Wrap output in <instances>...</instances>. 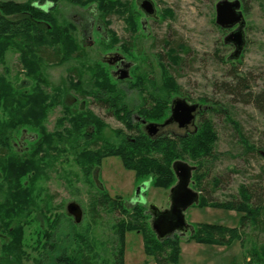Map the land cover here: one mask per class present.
I'll return each mask as SVG.
<instances>
[{
	"label": "rangeland",
	"instance_id": "rangeland-1",
	"mask_svg": "<svg viewBox=\"0 0 264 264\" xmlns=\"http://www.w3.org/2000/svg\"><path fill=\"white\" fill-rule=\"evenodd\" d=\"M141 1L143 0H121L122 17L113 14L104 20L95 11L94 6L74 7L60 3L56 11L57 17L74 24L78 43L83 41L81 30H85L86 23L91 19L94 20L95 26L101 27L107 40L99 41V37L93 34L92 45L84 47L80 58L78 56L64 64L46 65L44 71L48 82L62 91L63 101L67 106L87 107L100 118L108 128L105 131L107 137L119 130L133 139L134 133L127 130L120 121L107 111H101L94 104H90V99L82 101L68 87L88 76L90 67L95 65L109 74L121 92L124 102L131 106L145 98L148 99L149 93L157 90L160 84L164 86L165 79L170 78L175 82L178 93L171 91L168 94V113L162 121L169 114L171 102L183 100L200 113L194 125L188 129V137L198 132L200 123L209 121L216 138L210 157L191 160L183 156L178 160L195 168L189 188L198 193L200 198L216 204L239 203L241 187L258 190L259 196L264 200V176L262 180L259 179L264 172V0H227L240 2L244 22L245 44L237 58L231 59L232 61L227 59L234 54V47L225 45L223 41L237 27L221 30L215 24V6L224 0H147L155 8V14L150 18L140 12L138 6ZM164 10H170L171 17H167ZM131 18L135 22V30L127 24ZM139 21L146 24L145 32L141 31ZM109 34L115 36V42L110 41ZM163 41L185 48L183 52H178V58L181 59L178 66L169 63L166 56L167 47L163 45ZM115 51L135 64L130 79L125 83L117 82L110 75V68L102 62L106 53ZM5 67L8 79L19 89L20 80L25 78L16 77L20 73L16 53L7 54ZM0 74H4L2 66ZM234 74L237 78L246 80L244 85L247 89L241 96L248 92L263 95L258 103L259 107H255L252 102L240 103L238 98L228 95L226 87L234 85ZM143 79L147 83L146 88L151 85L154 87L147 90L137 86ZM49 90L51 89L47 91ZM148 103L149 100L145 107ZM61 116V106L50 110L44 124L48 133L55 131V122ZM133 116L135 118L137 115ZM187 132L178 130L174 125H168L164 128L163 135L182 136ZM37 137L31 129L19 132L14 139V150L23 155L30 150H36L33 145ZM51 157L52 160L41 165V176L33 186L36 211H32L28 218L14 221L10 225L14 228L19 224L18 227L21 228L16 232L22 237L23 255L20 264H35L40 259L46 263L48 251H45V248L47 250L48 247L43 249L40 246L44 245L47 234L55 228L56 223L57 235L64 238L62 245L69 244L82 251L83 259L92 257V264H112L116 246L112 226L121 217L117 212L95 206L94 200L98 196L106 195L131 208L136 204L135 190L145 183L144 180L136 179L133 172L125 170L118 157L104 159L98 170H94L88 179H85L79 167L74 164V153L67 147H58L57 152L51 153ZM175 184L176 178L173 186ZM146 188L143 205L146 211L150 204L160 210L169 207L170 188L157 189L151 183H148ZM70 203L78 205L82 211L81 220L77 225L66 213V207ZM197 205L185 212V220L190 226L207 224L236 229L241 240L219 250L194 243L187 244L186 235L181 237L178 264H259L251 258V253L264 247V228L261 226L264 225V219H261V225L244 222L242 227L241 213L200 209ZM93 212L97 214L94 223ZM1 229L0 256L1 248L10 240ZM78 235L85 236L84 243H87L89 251L85 250L83 253L84 245L79 246ZM123 261L124 264H156L154 259L144 255L142 236L136 232L125 235Z\"/></svg>",
	"mask_w": 264,
	"mask_h": 264
},
{
	"label": "trees",
	"instance_id": "trees-1",
	"mask_svg": "<svg viewBox=\"0 0 264 264\" xmlns=\"http://www.w3.org/2000/svg\"><path fill=\"white\" fill-rule=\"evenodd\" d=\"M44 1H0V66L4 68V74H0V229L3 227L1 230L10 238L1 248L0 264L21 262L22 237L19 233L16 234L21 228L18 227L19 224L14 228L10 225L14 221L28 218L32 211H36L33 186L41 176V165L53 159L51 153L57 152L58 147H67L74 153V164L79 167L85 179L94 170H98L104 159L118 157L122 167L133 172L136 179L149 182L154 188L167 190L175 182L172 164L183 156L191 160L210 157L216 140L209 121L200 123L196 134L174 140H152L135 130L131 120L133 114L152 122L164 119L168 113V94L171 91L178 93L175 82L170 78L165 79L164 86L160 84L157 90L149 93L147 107L146 98V102L128 106L109 74L95 65L90 67V73L84 76L85 79L81 78L68 87L82 101L90 99V104L107 111L120 121L127 130L134 133L133 139L119 130L107 137V126L91 110L83 106H67L63 101L62 91L48 82L44 68L46 65L64 64L78 56L80 58L84 48L76 39L74 24L57 17L59 4L63 2L74 7L94 6L103 20L113 14L122 17L120 9L123 5L121 0H48L56 6L49 13L42 7ZM164 13L167 17L172 15L170 10H164ZM127 24L135 30L133 18ZM109 39L116 41L113 34H109ZM163 45L167 47L169 63L178 66L181 62L178 52H183L185 48L166 41H163ZM9 52L18 55L20 73L16 77L25 78L20 80L19 89L14 87L7 77L8 72H5ZM231 59L229 57L227 60L232 61ZM236 76L234 74L232 77L234 85L226 87L228 95L238 98L240 103L252 102L255 107H259L258 103L263 95L248 92L241 96L247 89L244 85L246 80ZM146 84L143 79L137 86L147 90L154 87L149 83L151 87L146 88ZM48 89L51 90L47 91ZM59 106L62 116L55 122V131L48 133L44 126L48 114ZM30 129L38 135L33 145L36 150L23 155L14 150V139L19 132ZM263 176L264 172L259 179L262 180ZM239 198L240 202L237 204H216L199 197L197 207L241 213L242 227L244 222L261 225L264 219V200L259 196L258 190L241 187ZM94 202L95 206L117 212L121 217L112 226L116 240L112 264H124L125 235L130 232L141 234L143 253L154 259L156 264H178L181 237L175 234L159 241L151 230L150 216L142 204L136 203L127 208L123 202L106 195L98 196ZM94 214L93 223L97 216ZM261 226L264 228V225ZM57 227L56 223L55 228L47 234L44 245H39L43 249L48 247L47 250L45 248L48 251L46 263L36 261L35 264H92V257L83 259L82 251L69 244L62 245L64 238L56 235ZM78 237L79 246L84 245L83 253L85 250L89 251L87 243H84L85 236ZM238 240L241 239L236 229L207 224L194 225L192 232L185 238L188 243L220 247H229ZM251 258L264 264V247L253 250Z\"/></svg>",
	"mask_w": 264,
	"mask_h": 264
},
{
	"label": "water",
	"instance_id": "water-1",
	"mask_svg": "<svg viewBox=\"0 0 264 264\" xmlns=\"http://www.w3.org/2000/svg\"><path fill=\"white\" fill-rule=\"evenodd\" d=\"M240 7L239 1L229 2L227 0L220 1L215 6V24L221 30L237 27L223 41L225 45L230 44L234 47L232 59L237 58V55L242 51L245 44L243 34L244 22ZM141 9H143L147 16L154 15L153 6L147 0L142 2ZM118 79L120 81L129 79V75H121ZM195 112L196 108L194 106H190L183 100L177 99L172 102L171 115L163 126L175 123L179 129H185L193 124ZM155 128V125H149L148 127L151 133L155 132ZM194 170L195 168L188 166L184 162H174L172 164V171L176 178V184L169 190L168 209L160 210L153 204L147 206V213L151 218V230L159 241H164L176 233L185 235L188 232H192V227L186 223L185 212L199 202V194L189 188L191 175ZM146 186L147 184H142L137 187L134 193L135 202L144 203L142 194L145 192ZM66 213L73 218L75 224L80 222L82 211L78 205L70 203L66 207Z\"/></svg>",
	"mask_w": 264,
	"mask_h": 264
},
{
	"label": "flooded vegetation",
	"instance_id": "flooded-vegetation-1",
	"mask_svg": "<svg viewBox=\"0 0 264 264\" xmlns=\"http://www.w3.org/2000/svg\"><path fill=\"white\" fill-rule=\"evenodd\" d=\"M143 1H145V0H143ZM143 1H141L139 6H138L139 10L144 16L150 18L152 16H147L145 14V12L143 11V9H141V4H142ZM152 6H153V9H154V14H155L154 5L152 4ZM42 7L45 9V12H49L50 13V11L52 9H54L56 6L52 2H50L48 0H45L44 3L42 4ZM139 23H140L141 31L145 32L146 31V28H145L146 24L143 21H139ZM95 25L96 24H95L93 19H91L90 21L88 20V22L86 23V26H85V30H81V37H82V40H83V41H81L82 42L81 46L83 48L86 47V46H91L92 45L91 39H92V35L93 34H95L97 37H99L98 38L99 41L107 40V36H106V34L104 32H102L101 27L95 26ZM128 41H130V39ZM127 43H130V42H127ZM102 62L104 64H106L110 68V70H109L110 75L119 83H125L128 80V79H126V80L120 81L118 78L121 75L128 74L129 75V79H130V73L134 69V65H135L134 63H132L130 61H127L122 54H120V53H118L116 51L115 52H111V53H106V55L102 59ZM143 101L146 102L145 99ZM171 108H172V102H171V105L169 107V114H168L167 118L165 120H163L162 122H160V123L159 122L146 121V120L142 119L141 117H139L138 115L135 118H134V116H132L131 120H132V122L134 120V122H133L134 124L133 123L132 124L135 125V130L138 133H140V134L146 135L148 138H150L152 140H168V139H173L174 140L177 137H187L188 136V132L187 131H188V129L190 127H192L194 125V122H193L192 125L186 127L185 129H179L175 123H169L168 125H174V126L177 127L178 130H181L183 132L185 131L187 133H185V135H182V136L181 135H174L172 137L163 135L164 128H166L168 126V125L163 126V124L169 119V117L171 115ZM101 111H105V110H101ZM199 114L200 113H199L198 109H196L195 119H196V117ZM195 119H194V121H195ZM149 125H155L156 126L154 133H151V131L148 129ZM195 131L196 130L194 129V132ZM148 183L149 182H146L144 184H148ZM146 189H145V192L142 194L143 199L146 196ZM41 261H43V260L40 259V262Z\"/></svg>",
	"mask_w": 264,
	"mask_h": 264
},
{
	"label": "crops",
	"instance_id": "crops-1",
	"mask_svg": "<svg viewBox=\"0 0 264 264\" xmlns=\"http://www.w3.org/2000/svg\"><path fill=\"white\" fill-rule=\"evenodd\" d=\"M181 240H182V239H181ZM181 240H180V246H181V244H182V243H181ZM186 243L189 244V243H194V242H189V243L186 242ZM194 244H195V245H198V244H196V243H194ZM201 246H207V247H212V248H219V250H222V248H224V247H219V246H208V245H201ZM180 249H181V248H180ZM216 251H217V250H215V252H216ZM215 252H214V253H215ZM217 253H218V252H217ZM219 253L221 254V253H223V252H219Z\"/></svg>",
	"mask_w": 264,
	"mask_h": 264
}]
</instances>
